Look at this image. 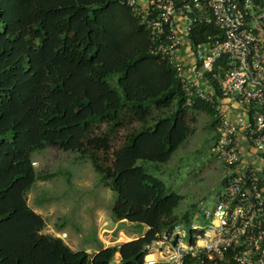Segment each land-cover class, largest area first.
Returning <instances> with one entry per match:
<instances>
[{
  "label": "trees",
  "instance_id": "16d2710c",
  "mask_svg": "<svg viewBox=\"0 0 264 264\" xmlns=\"http://www.w3.org/2000/svg\"><path fill=\"white\" fill-rule=\"evenodd\" d=\"M188 110L214 128L208 104L185 105L174 71L151 55L148 31L121 0H0V264H110L116 253L119 264H143L156 235L191 219L174 214L182 198L138 165L168 163L195 132ZM46 147L89 160L116 194L113 222L147 233L93 253L43 234L26 194L41 178L30 155Z\"/></svg>",
  "mask_w": 264,
  "mask_h": 264
},
{
  "label": "built area",
  "instance_id": "2783aa9c",
  "mask_svg": "<svg viewBox=\"0 0 264 264\" xmlns=\"http://www.w3.org/2000/svg\"><path fill=\"white\" fill-rule=\"evenodd\" d=\"M121 1L148 31L151 55L174 71L185 105L213 110L222 165L214 205L156 235L143 264H264V0Z\"/></svg>",
  "mask_w": 264,
  "mask_h": 264
},
{
  "label": "rangeland",
  "instance_id": "374dc122",
  "mask_svg": "<svg viewBox=\"0 0 264 264\" xmlns=\"http://www.w3.org/2000/svg\"><path fill=\"white\" fill-rule=\"evenodd\" d=\"M117 78L114 75L108 79L111 86L116 87ZM187 115L193 120L195 132L168 163L138 162L146 173L164 183L167 195L182 198L174 210L180 218L211 208L222 188V165L215 158L216 132L211 128L212 119L191 110ZM119 140L113 142L114 147ZM76 157L56 147H46L30 155L41 178L31 186L26 200L27 206L45 221L42 233L60 237L75 252L92 251L98 244L110 247L125 238L133 241L144 236L147 228L138 224L132 225L136 228L134 232H114L116 223L110 209L116 202V194L104 186L89 160ZM115 263L113 259L110 264Z\"/></svg>",
  "mask_w": 264,
  "mask_h": 264
},
{
  "label": "water",
  "instance_id": "95a60500",
  "mask_svg": "<svg viewBox=\"0 0 264 264\" xmlns=\"http://www.w3.org/2000/svg\"><path fill=\"white\" fill-rule=\"evenodd\" d=\"M119 230H122L125 232H134L136 228L132 225L127 224V222L123 220V221H119L116 223L114 232L119 231Z\"/></svg>",
  "mask_w": 264,
  "mask_h": 264
},
{
  "label": "crops",
  "instance_id": "0c3cea01",
  "mask_svg": "<svg viewBox=\"0 0 264 264\" xmlns=\"http://www.w3.org/2000/svg\"><path fill=\"white\" fill-rule=\"evenodd\" d=\"M148 231V230H147ZM121 238H119L118 240H120ZM124 240V241H123ZM122 241H121V243H127V242H130L131 240L130 239H128V238H125V239H123ZM118 244V243H117ZM113 246V245H112ZM71 247V246H70ZM107 246H103V245H100V244H98L97 246H96V248L94 249V250H92V251H89V250H86L85 252L86 253H93V252H97L100 248H106ZM114 260H115V264H119V262H120V257H119V254H115V256H114V258H113Z\"/></svg>",
  "mask_w": 264,
  "mask_h": 264
}]
</instances>
